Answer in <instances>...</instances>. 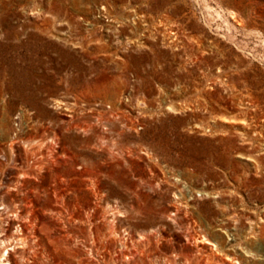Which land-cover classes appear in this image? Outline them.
<instances>
[{
    "label": "rangeland",
    "instance_id": "374dc122",
    "mask_svg": "<svg viewBox=\"0 0 264 264\" xmlns=\"http://www.w3.org/2000/svg\"><path fill=\"white\" fill-rule=\"evenodd\" d=\"M4 256L264 264V0H0Z\"/></svg>",
    "mask_w": 264,
    "mask_h": 264
},
{
    "label": "bare ground",
    "instance_id": "6f19581e",
    "mask_svg": "<svg viewBox=\"0 0 264 264\" xmlns=\"http://www.w3.org/2000/svg\"><path fill=\"white\" fill-rule=\"evenodd\" d=\"M2 242H4V241H2ZM6 255H7V256L10 255V251H9V250L7 251V254H6ZM225 257L227 258V257H229V256L226 255ZM226 258H224V260H225ZM229 258H230V257H229ZM6 259H8V258H7L6 256H4L3 259H2L3 264H7V263H4V261H5ZM234 263H235V264H244V260H241V259H235V262H234Z\"/></svg>",
    "mask_w": 264,
    "mask_h": 264
}]
</instances>
